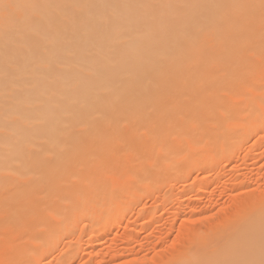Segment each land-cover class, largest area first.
Segmentation results:
<instances>
[{
	"label": "bare ground",
	"instance_id": "bare-ground-1",
	"mask_svg": "<svg viewBox=\"0 0 264 264\" xmlns=\"http://www.w3.org/2000/svg\"><path fill=\"white\" fill-rule=\"evenodd\" d=\"M263 123L264 0H0V264L71 263ZM242 202L159 264H264V192Z\"/></svg>",
	"mask_w": 264,
	"mask_h": 264
},
{
	"label": "rangeland",
	"instance_id": "rangeland-1",
	"mask_svg": "<svg viewBox=\"0 0 264 264\" xmlns=\"http://www.w3.org/2000/svg\"><path fill=\"white\" fill-rule=\"evenodd\" d=\"M242 140L244 142L240 140L239 147L237 146L235 149V157H232L230 161L220 157L221 159L219 160L221 161H218L219 164L217 163L218 166L214 170L218 175L222 172L220 177L210 173L211 179L209 178L210 180H208L206 179V172L207 169L209 170L212 167L206 168V170H204L205 168H201L202 170L198 168V170L201 171L195 169L193 171L190 170L189 176L186 175V178L182 176V174H174L173 177L175 178L172 177L173 180L170 178L168 183L165 182L166 185L164 184V186H161L163 185L162 183H158L159 185L156 183L157 186L154 184V186L157 187L155 190L154 186L153 188L151 187L152 189L148 188L149 191L147 189L146 191L140 190L143 193L139 191L140 196L135 200L130 198L132 202L127 200L128 196L125 195L127 199L124 198L125 200H123V202H126L128 205L130 201L129 206H127L128 210L125 211L123 208L125 211L123 212L121 211L122 209H120L121 212H119V216L117 215L118 217L114 226H112V232L108 239L109 241L104 239L101 240V238L98 239L96 237L98 241H93V244L98 242L100 246L98 245L94 247V249H91L89 248V241L91 239L89 235H87L88 233L86 234L85 231L83 233L81 232L82 236L79 237V244H75L80 245L75 248L76 257L69 264H139V262L141 264H159L163 258H168L172 251L174 252V250H176L175 247H178L177 243L180 245L182 240H184L185 237H183V235L185 236V232H183L184 229L182 228L186 226L190 228H201L203 226L205 230L206 226L212 227L218 224V222H221L224 219L222 217H224L227 212L231 213L232 211L233 213L237 211L241 202L243 201L242 203H244L247 197L263 194L264 123L259 127V130L251 131L247 138ZM164 193L165 199L161 198L164 196ZM188 197L193 200L192 206L198 208L196 212L192 213L188 205L184 206L183 203H181L182 201L185 202ZM238 203L239 205H237ZM123 205L125 204L123 203ZM192 209L194 208L192 207ZM190 214H192V216ZM144 216H151V218L145 219ZM126 227L128 229H126ZM125 230H129V233H126ZM179 231L181 234H179ZM77 232L78 230L74 235H76ZM128 234H130V236ZM132 235H134L132 238L138 240V243H136V240L135 244L129 240L128 237ZM73 237L72 235L70 239L73 240ZM75 237V240H77L78 236ZM66 238L64 240L67 241L68 239ZM134 239H132V241H134ZM103 240L106 243L102 242ZM112 244H114V246ZM61 245L59 243V245L55 247L56 249L53 248V254L50 252L52 255L46 254V258L43 257L42 262L39 264H55L56 262L57 264H68L69 261L63 262V259L60 258L65 250L66 252L68 251V246L65 244L67 246H65L66 249ZM111 247L116 254L113 253L116 256L118 255L117 257L113 256L112 250L110 249ZM78 248L79 252L77 253ZM120 248L124 253L118 251ZM108 249L111 250L110 256L108 254ZM119 255H121V259ZM127 256L129 257L127 258ZM130 260L131 263H129Z\"/></svg>",
	"mask_w": 264,
	"mask_h": 264
}]
</instances>
